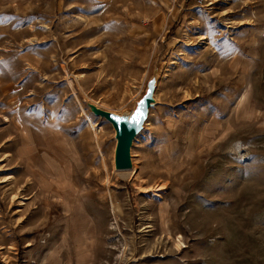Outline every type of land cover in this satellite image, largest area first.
<instances>
[{
    "label": "rangeland",
    "instance_id": "obj_1",
    "mask_svg": "<svg viewBox=\"0 0 264 264\" xmlns=\"http://www.w3.org/2000/svg\"><path fill=\"white\" fill-rule=\"evenodd\" d=\"M0 264H264V0H0Z\"/></svg>",
    "mask_w": 264,
    "mask_h": 264
},
{
    "label": "water",
    "instance_id": "obj_2",
    "mask_svg": "<svg viewBox=\"0 0 264 264\" xmlns=\"http://www.w3.org/2000/svg\"><path fill=\"white\" fill-rule=\"evenodd\" d=\"M163 70L164 59L159 57L143 93L136 101L134 107L121 113L105 110L91 102L83 94H80L81 101L89 109L90 113L106 121L113 128L115 140L113 164L117 172H128L134 169L133 146L144 131L152 109L158 105L156 92Z\"/></svg>",
    "mask_w": 264,
    "mask_h": 264
},
{
    "label": "bare ground",
    "instance_id": "obj_3",
    "mask_svg": "<svg viewBox=\"0 0 264 264\" xmlns=\"http://www.w3.org/2000/svg\"><path fill=\"white\" fill-rule=\"evenodd\" d=\"M135 170H136V169H135ZM135 170L133 169V172H134ZM131 171H132V170H131ZM128 172H130V171H128ZM156 190H157V189H153V190H150L149 192L155 194V193L157 192ZM19 202H20V204H22V199H20ZM180 239H181V238H180ZM182 246H183V243H181V241L179 240V241H178V244H177V246H176L177 250H181V249H182V248H181ZM180 248H181V249H180Z\"/></svg>",
    "mask_w": 264,
    "mask_h": 264
},
{
    "label": "crops",
    "instance_id": "obj_4",
    "mask_svg": "<svg viewBox=\"0 0 264 264\" xmlns=\"http://www.w3.org/2000/svg\"><path fill=\"white\" fill-rule=\"evenodd\" d=\"M167 26H169V25H167Z\"/></svg>",
    "mask_w": 264,
    "mask_h": 264
}]
</instances>
